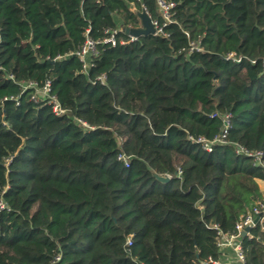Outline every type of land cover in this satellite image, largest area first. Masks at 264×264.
<instances>
[{
	"label": "trees",
	"instance_id": "obj_1",
	"mask_svg": "<svg viewBox=\"0 0 264 264\" xmlns=\"http://www.w3.org/2000/svg\"><path fill=\"white\" fill-rule=\"evenodd\" d=\"M171 1L164 24L156 0H0V264H213L217 231L263 200L237 147L264 161V0ZM141 11L161 32L130 40ZM211 114L230 127L208 151ZM250 233L245 264H264Z\"/></svg>",
	"mask_w": 264,
	"mask_h": 264
},
{
	"label": "built area",
	"instance_id": "obj_2",
	"mask_svg": "<svg viewBox=\"0 0 264 264\" xmlns=\"http://www.w3.org/2000/svg\"><path fill=\"white\" fill-rule=\"evenodd\" d=\"M156 6L157 10L159 12V15L164 21V24L172 22V15H173V7L175 6L174 2L171 0H156ZM153 27H154V33L161 32V29L159 28V25L156 20L151 19ZM115 33L116 30H113L110 32L105 38L102 39L105 43H110L114 45L116 43L115 40ZM136 37L130 36V40H134ZM123 43V42H121ZM96 42H94L91 39H86L83 46L80 48V50L76 51V56L82 61L83 63V71H86L87 68L90 65V57L93 56L96 53L95 49ZM238 60V59H237ZM104 77L99 76V80H103ZM24 87H32L36 90L34 97L36 99L42 98L45 99L48 104L51 105L52 111L57 114H63L65 112V109H63L58 100L54 95H51L49 93V82H46L43 87L37 88L36 85L33 82H28L24 85ZM211 117L218 116L222 120V129L219 132L217 136L213 138V140L208 141L204 139L203 137L198 138L197 142L202 143V147L205 150H210L211 145L213 143L219 142L223 143L225 142V136L227 134V130L230 127L229 123V115L223 114L217 115V114H211ZM77 122L81 124L84 128H92L91 126L87 125L84 121L77 119ZM237 152L239 154L252 157L253 163L257 166L261 167L262 174L264 175V161L262 159V152L261 151H248L242 147H237ZM117 158L121 161H123L124 165H128V159L127 156L123 153L118 154ZM6 205L3 201L0 200V209L5 208ZM256 225H259V227L264 230V199L257 201L247 212H245L243 215L240 216V218L236 221L234 226V233L233 234H224L221 231H217V246L220 251V254L226 247H230L233 250L234 253V260L238 264H245V257L244 253L240 244V237L241 232L244 230L246 231L245 236L248 238H252V234L250 233V229L255 227ZM127 243H130V238H128ZM264 244V242H263ZM58 257L55 258L57 260ZM213 264H228L223 263L219 259L218 260H210ZM51 264H55V261H53Z\"/></svg>",
	"mask_w": 264,
	"mask_h": 264
},
{
	"label": "water",
	"instance_id": "obj_3",
	"mask_svg": "<svg viewBox=\"0 0 264 264\" xmlns=\"http://www.w3.org/2000/svg\"><path fill=\"white\" fill-rule=\"evenodd\" d=\"M138 16L141 19L142 27L140 28L123 27L124 32H126L127 34L133 37L154 33L155 30L150 16L145 11L138 12ZM151 173L152 176L159 182L166 183L169 180V177L167 175H159L156 174L154 171H151ZM246 231L247 230L241 232L242 237L245 236Z\"/></svg>",
	"mask_w": 264,
	"mask_h": 264
},
{
	"label": "crops",
	"instance_id": "obj_4",
	"mask_svg": "<svg viewBox=\"0 0 264 264\" xmlns=\"http://www.w3.org/2000/svg\"><path fill=\"white\" fill-rule=\"evenodd\" d=\"M259 188L262 192L263 199H264V180H259L258 181ZM219 260L223 263H228V264H238L234 260V253L233 250L230 247L224 248L222 253L220 254Z\"/></svg>",
	"mask_w": 264,
	"mask_h": 264
}]
</instances>
